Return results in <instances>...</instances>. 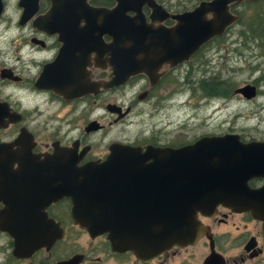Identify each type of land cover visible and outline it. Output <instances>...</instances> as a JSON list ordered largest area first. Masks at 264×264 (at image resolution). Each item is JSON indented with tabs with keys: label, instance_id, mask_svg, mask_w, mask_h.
Masks as SVG:
<instances>
[{
	"label": "flooded vegetation",
	"instance_id": "flooded-vegetation-1",
	"mask_svg": "<svg viewBox=\"0 0 264 264\" xmlns=\"http://www.w3.org/2000/svg\"><path fill=\"white\" fill-rule=\"evenodd\" d=\"M153 1L160 10L143 4L144 21L170 27L176 22L172 15L207 0ZM87 3L110 8L115 0ZM257 4L263 6L264 0L228 2L234 21L187 60L153 62L147 73L115 84L110 79L121 68V46H108L111 37L99 32L98 23L86 30L88 23L74 21L73 6H54L52 0H0V264H264V220L246 210L216 203L197 211L192 242L171 244L151 256L142 249L141 256L113 245L107 232L91 233L74 222L70 196L50 199L58 170L83 172L112 150H175L210 135L186 138L177 113L185 93L181 79L199 70L192 63L209 57L223 35L238 36L250 26L247 9ZM239 140L264 138L239 134ZM246 184L264 186V174ZM130 210L117 206V215L127 220L136 215Z\"/></svg>",
	"mask_w": 264,
	"mask_h": 264
},
{
	"label": "water",
	"instance_id": "water-1",
	"mask_svg": "<svg viewBox=\"0 0 264 264\" xmlns=\"http://www.w3.org/2000/svg\"><path fill=\"white\" fill-rule=\"evenodd\" d=\"M231 1L244 0L201 1L189 11L172 15L176 22L170 27L144 21L143 4L160 10L153 0H115L110 8L92 7L87 0H52V5L73 6L75 22L88 23L86 30L98 23L99 32L111 37L108 46H121V52L117 51L121 68L113 67L116 72L110 79L118 84L129 75L147 73L153 62L187 60L234 21L235 16L227 12ZM255 90L253 84L245 83L234 92L249 99ZM261 174L264 141L242 142L239 134L226 132L202 135L175 150L146 146L141 152L138 147H125L120 153L112 150L99 164H86L83 172L58 170V186L50 199L70 196L74 222L91 233L107 232L113 245L151 256L171 244L192 242L195 213L216 203L264 220V186L250 189L246 184ZM125 196L130 199L125 201ZM125 204L136 211L127 220L117 215V206ZM4 229L10 230L5 222ZM142 249L146 253H140Z\"/></svg>",
	"mask_w": 264,
	"mask_h": 264
},
{
	"label": "rangeland",
	"instance_id": "rangeland-1",
	"mask_svg": "<svg viewBox=\"0 0 264 264\" xmlns=\"http://www.w3.org/2000/svg\"><path fill=\"white\" fill-rule=\"evenodd\" d=\"M247 10L250 23L255 11L262 12L258 23L264 20V5H251ZM241 34L249 39L233 32L223 35L206 54L209 57L192 63L199 70L181 79L185 93L180 94L183 106L177 113L185 122L187 139L225 132L264 138V34H259L257 41L247 27ZM245 83L258 88L257 95L248 100L232 93Z\"/></svg>",
	"mask_w": 264,
	"mask_h": 264
},
{
	"label": "trees",
	"instance_id": "trees-1",
	"mask_svg": "<svg viewBox=\"0 0 264 264\" xmlns=\"http://www.w3.org/2000/svg\"><path fill=\"white\" fill-rule=\"evenodd\" d=\"M261 11H255L254 12V19H257L256 21H254V19H251L252 21V25L251 26H248L247 28H249L251 30V32L253 33L252 36L254 35V39L256 40L257 37L259 36V34L263 33L264 34V20H260L261 22L258 23L259 19H260V15H261ZM244 28L240 29L237 33L238 36L240 37H244V40L248 37L244 36L241 34V31L243 30ZM249 39V38H248ZM251 40V39H250ZM257 41V40H256ZM204 87V86H203Z\"/></svg>",
	"mask_w": 264,
	"mask_h": 264
}]
</instances>
